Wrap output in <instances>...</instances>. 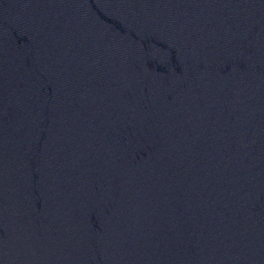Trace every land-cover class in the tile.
<instances>
[{
	"label": "water",
	"instance_id": "1",
	"mask_svg": "<svg viewBox=\"0 0 264 264\" xmlns=\"http://www.w3.org/2000/svg\"><path fill=\"white\" fill-rule=\"evenodd\" d=\"M0 264H264V0H0Z\"/></svg>",
	"mask_w": 264,
	"mask_h": 264
}]
</instances>
